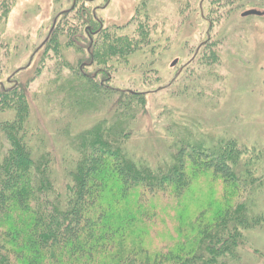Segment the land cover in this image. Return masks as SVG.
I'll list each match as a JSON object with an SVG mask.
<instances>
[{
    "label": "trees",
    "instance_id": "obj_1",
    "mask_svg": "<svg viewBox=\"0 0 264 264\" xmlns=\"http://www.w3.org/2000/svg\"><path fill=\"white\" fill-rule=\"evenodd\" d=\"M85 3L73 0L56 17L59 23L54 22L55 28L41 47L57 54L60 21L74 14L90 24L87 33L97 37L87 51L92 66L109 68L110 59L124 60L143 51L148 27L138 22L135 30L143 42H131L129 34H117L119 29L114 33L103 29ZM12 4L13 0H0L1 22ZM145 4L142 0L136 8L134 21ZM77 33L78 27L65 32L66 46ZM90 61L81 65L79 75L66 68L56 70L55 84L49 86L51 92L61 94L56 103L70 116L84 103L94 104V109L106 115L74 136L77 154H68L63 161L45 149V144L36 150L29 141L28 136L39 132L29 127L27 90L0 86V136L6 146L0 151V264H240L246 247L252 248L253 256L264 258V252L244 235L264 229V215H257L256 206L249 202L255 190L259 191L248 190L257 179L250 180L253 185L249 187H237L243 174L236 170L244 152L237 150L235 142H228L217 154L181 150L177 164L160 175L129 164L123 144L132 135L130 122L143 113L144 98L138 93L116 92L103 77L96 80V76L83 74ZM75 77L78 83L69 81ZM8 84L15 85L13 81ZM48 101L46 87L41 105L51 107ZM112 118L120 121L112 122ZM127 119L128 125L123 124ZM54 131L59 133L57 127ZM208 175L214 208L206 205L189 213L170 242L159 223L166 226V220L179 219L176 213H180L183 197L192 187L204 193ZM244 175L246 182V166ZM217 180L222 183L219 191Z\"/></svg>",
    "mask_w": 264,
    "mask_h": 264
},
{
    "label": "rangeland",
    "instance_id": "obj_2",
    "mask_svg": "<svg viewBox=\"0 0 264 264\" xmlns=\"http://www.w3.org/2000/svg\"><path fill=\"white\" fill-rule=\"evenodd\" d=\"M84 1L87 12L95 13L103 29L109 33L119 29L117 34H129L131 42L144 40L143 51L124 60L110 59L109 68L92 66L87 51L97 37L87 33L90 24L80 22L74 14L60 21L58 53L41 47L59 23L56 17L73 0H13L6 20L0 21V86L27 90L31 98L29 127L40 134L28 136L35 149L45 144V149L63 161L62 157L77 154L74 136L105 118L90 103L78 106L70 116L56 103L61 94L51 92L53 88L50 91L56 70L66 68L79 75L81 65L90 61L83 74L96 76V80L103 77L116 92L138 93L144 98L143 113L130 122L132 135L123 144L129 164L160 175L177 164L181 150L217 154L228 142H235L237 150L244 152L236 170L243 174L237 187H249L253 185L250 180L257 179L248 190L259 191L255 190L249 202L256 206L257 215H264V15L241 17L247 10L264 14V0H146L136 21L135 10L142 0ZM138 22L148 27V39L142 40L135 30ZM73 27H78V33L66 46L65 32ZM174 61L177 64L172 67ZM99 70L105 72L97 74ZM69 81L79 82L77 77ZM46 87L51 107L41 105ZM5 148L0 136V151ZM245 166L249 171L246 182ZM210 180L208 175V181H203L204 193L195 187L186 193L180 213L174 212L179 219L166 220V226L159 223L170 242L189 213L206 205L214 208ZM215 186L222 189L221 181ZM244 235L264 252V229ZM251 249H243L240 264H264V258L253 256Z\"/></svg>",
    "mask_w": 264,
    "mask_h": 264
},
{
    "label": "water",
    "instance_id": "obj_3",
    "mask_svg": "<svg viewBox=\"0 0 264 264\" xmlns=\"http://www.w3.org/2000/svg\"><path fill=\"white\" fill-rule=\"evenodd\" d=\"M251 16L260 17V16H262V13L261 12H258L256 10H247V11H244L241 14V17L242 18L251 17ZM176 64H177V61H174L172 63V67L175 66Z\"/></svg>",
    "mask_w": 264,
    "mask_h": 264
},
{
    "label": "flooded vegetation",
    "instance_id": "obj_4",
    "mask_svg": "<svg viewBox=\"0 0 264 264\" xmlns=\"http://www.w3.org/2000/svg\"><path fill=\"white\" fill-rule=\"evenodd\" d=\"M263 15H264V14H263ZM263 15H262V16H263Z\"/></svg>",
    "mask_w": 264,
    "mask_h": 264
}]
</instances>
